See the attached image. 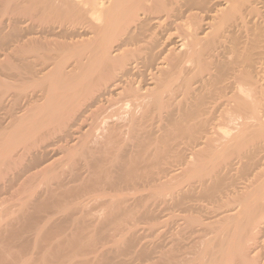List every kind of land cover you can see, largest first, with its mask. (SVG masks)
Listing matches in <instances>:
<instances>
[{
  "label": "bare ground",
  "instance_id": "bare-ground-1",
  "mask_svg": "<svg viewBox=\"0 0 264 264\" xmlns=\"http://www.w3.org/2000/svg\"><path fill=\"white\" fill-rule=\"evenodd\" d=\"M56 244L264 264V0H0V264Z\"/></svg>",
  "mask_w": 264,
  "mask_h": 264
},
{
  "label": "rangeland",
  "instance_id": "rangeland-1",
  "mask_svg": "<svg viewBox=\"0 0 264 264\" xmlns=\"http://www.w3.org/2000/svg\"><path fill=\"white\" fill-rule=\"evenodd\" d=\"M77 216H79V215H77ZM110 242H111V241H110ZM110 242H108V243H106V244L104 245V247H105L106 249H105L104 247H103V248H104L105 250H107V249H111V248L113 249V248H115V247L118 246V245H116V242H115V243H113V242L110 243ZM27 245H28V244L23 245L22 250H21L22 252L24 251L23 253L25 254V257H26V258H27L28 255L30 256V251H31L30 249L32 248L31 245H28V246H27ZM59 245H60V244H59ZM29 246H30V247H29ZM41 246H42V245H41ZM56 246H58V245L56 244ZM60 246H61V247L58 246V247H53V248H51V249H47V248H45V247L42 246V247H40V248L38 249L41 255H40V254H36V255H37V256L39 255L38 258H41V256L43 257V255L45 254V256H46V260H48V261H49V260H50V261H53V260H54V261H55V264H57L58 261H59V258L61 259V261H63V256L65 255V252H62V250H63L64 248H65L64 250H66V249L68 248L66 245H65V247H64V246H62V244H61ZM74 246H76V245H73L71 248H68L69 250H67V251H70V252H71V249H72V254L70 253L71 255H73V254L76 252V250H77ZM73 247H74V248H73ZM57 249H58V250H57ZM73 249H74L75 251H74ZM17 250H18V249H17ZM19 250H20V249H19ZM32 250H33V249H32ZM36 250H37V249H36ZM36 250H35V251H36ZM47 250H49V251H47ZM64 250H63V251H64ZM33 251H34V250H33ZM33 251H32V252H33ZM46 251H47V252H46ZM60 251H61V252H60ZM67 251H66V252H67ZM73 251H74V253H73ZM36 252H38V251H36ZM39 252H38V253H39ZM44 252H45V253H44ZM48 252H49V253H48ZM57 252L59 253V255L63 253V254L61 255L62 258H61L60 256H58V253H57ZM27 253H28V254H27ZM53 253H55V254H57V255L55 256V254H53ZM47 254H48V255H47ZM37 256H36V257H37ZM53 256H55L56 258L53 257ZM65 257H66V256H65ZM80 257L83 258L82 255H79V257H77V259H79ZM128 257H129V256H128ZM82 258H81V259H82ZM52 259H53V260H52ZM64 260H65V258H64ZM56 262H57V263H56ZM58 264H61V263H58Z\"/></svg>",
  "mask_w": 264,
  "mask_h": 264
}]
</instances>
